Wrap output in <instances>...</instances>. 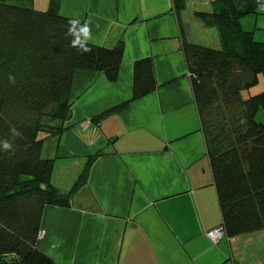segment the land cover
<instances>
[{"label":"crops","instance_id":"1","mask_svg":"<svg viewBox=\"0 0 264 264\" xmlns=\"http://www.w3.org/2000/svg\"><path fill=\"white\" fill-rule=\"evenodd\" d=\"M49 1L27 6L44 11ZM58 1L60 15L84 20V42L108 50L121 42L123 60L114 84L74 73L68 129L48 147L52 181L69 168L75 178L90 155H102L70 208H44L36 249L56 264H264L263 231L224 234L216 244L206 237L222 218L183 44H196L189 24L206 36L212 31L194 17L210 13L212 0H185L180 17L173 0ZM141 59L152 60L155 91L92 125L93 116L131 99L133 64ZM74 159L78 168L69 166Z\"/></svg>","mask_w":264,"mask_h":264},{"label":"trees","instance_id":"2","mask_svg":"<svg viewBox=\"0 0 264 264\" xmlns=\"http://www.w3.org/2000/svg\"><path fill=\"white\" fill-rule=\"evenodd\" d=\"M27 1L0 0V142L11 145L4 149L0 143V264H56L36 249L43 210L46 206L70 208L102 152L90 155L76 183L61 193L52 184L55 160L49 159L48 151L68 129L74 73L94 72L109 84L116 83L123 44L109 50L90 45L83 40L84 20L60 15L58 0H50L44 11L28 7ZM173 4L180 17L185 0H173ZM261 7L264 0H212L210 13L197 12L194 17L203 23L207 18L214 20L219 47L183 44L191 62V88L221 227L229 238L264 232V124L256 121L257 112L264 110V91L243 96L264 75V43L256 42L253 33L241 26L245 16L257 15ZM231 61L239 63L240 78ZM8 71L15 75L12 83ZM156 88L152 60L136 61L131 99L93 116L90 123L99 125L121 114L131 101ZM234 107L239 115L232 111ZM217 109L222 117L219 135L215 141L207 140L205 116ZM17 112L37 120L19 124L12 116Z\"/></svg>","mask_w":264,"mask_h":264},{"label":"rangeland","instance_id":"3","mask_svg":"<svg viewBox=\"0 0 264 264\" xmlns=\"http://www.w3.org/2000/svg\"><path fill=\"white\" fill-rule=\"evenodd\" d=\"M196 1L198 2V4L200 6L203 5V0H196ZM194 5H195V3H194ZM206 9L208 11L209 6L206 7ZM36 10H38V9H36ZM258 12L264 13V7H261ZM204 24H206V22ZM241 26H242V29L245 31L257 33L255 35L253 34V36H254L255 41L259 40V38H258L259 34L264 35V15L258 14V15L245 16L241 20ZM187 27H188L190 35L192 36V39H194L196 41V44H199L201 46L215 48V49H217L219 47L218 43L216 42L217 31H216L215 27L210 28L208 25H206L207 28L209 27V30H212V31L208 32V34H209L208 36L205 35V33H204L205 31H203L204 29L199 30L200 28H198V25H195V23H194V25L189 24ZM211 35H213V37ZM201 39L203 41H201ZM230 63H231V68H232L233 72H236V75H238L240 78L242 76V72H241V69L239 68V63L236 61H231ZM190 64H191V62H190ZM192 65H193V63H192ZM14 77H15V75H14ZM14 77H13L12 72L8 73L9 83H12ZM259 78L264 79V75L260 74ZM245 80H247V79L245 78ZM261 82H263V80H261ZM262 88H264V85L262 83H259V81H258V83L256 85H253L252 87H250L247 90V93L246 94L244 93L243 96L245 97V95H247V96H251V95H255V94L257 95L259 90H261ZM263 91L264 90H262L261 92H263ZM73 101H74V99H72V102ZM213 105L215 106V103H213ZM232 111L238 115L240 113L238 110V107H234L232 109ZM12 116H15L17 118V121L19 124H22V123L23 124H30L33 121L37 120L36 117H34L31 114H27L26 112H22V113L17 112L16 114L13 113ZM220 120L222 121V117L220 115L219 109L209 111L206 114L205 125H206V132L208 134L207 140H213L214 139V141H215V138L219 135V128L221 127ZM256 121L264 124V110L260 109L257 112ZM54 154L55 153H53L49 159H55ZM46 157H47L46 152H43L42 158L45 159ZM80 162L81 161H79V159H74L72 161H69V163H70L69 166H72V167L76 166V168H78L80 165ZM67 170L69 171L70 168L66 169V171H63V170L58 171L59 172L58 178L54 179V181H52L54 188L58 191H59V189H61V191H59L61 193L68 192V189H70L76 183L78 175H79L78 174L74 178V175L72 173H69ZM65 172H66V174H65ZM64 181H66V182H64ZM67 187H69V188H67ZM64 191H66V192H64Z\"/></svg>","mask_w":264,"mask_h":264},{"label":"built area","instance_id":"4","mask_svg":"<svg viewBox=\"0 0 264 264\" xmlns=\"http://www.w3.org/2000/svg\"><path fill=\"white\" fill-rule=\"evenodd\" d=\"M225 234L224 229L220 226L218 228H215L211 231H208L206 233V237L213 243L216 244L218 243L223 235ZM42 235V232L39 233L38 238Z\"/></svg>","mask_w":264,"mask_h":264},{"label":"clouds","instance_id":"5","mask_svg":"<svg viewBox=\"0 0 264 264\" xmlns=\"http://www.w3.org/2000/svg\"><path fill=\"white\" fill-rule=\"evenodd\" d=\"M73 25H76V23L77 22H75V21H73V22H71ZM85 28H87V25H85V26H81V31H83V30H85ZM71 31V30H70ZM75 45V44H74ZM84 51H88V49H85ZM0 143H2V147L4 148V149H8V148H10L11 147V145L7 142V141H3V142H0Z\"/></svg>","mask_w":264,"mask_h":264},{"label":"water","instance_id":"6","mask_svg":"<svg viewBox=\"0 0 264 264\" xmlns=\"http://www.w3.org/2000/svg\"><path fill=\"white\" fill-rule=\"evenodd\" d=\"M210 23H211V24H214V20H213L212 18H207V19H206V24L211 25ZM70 118H71V111L69 110V111L67 112L66 121H69ZM42 189H44V188L42 187Z\"/></svg>","mask_w":264,"mask_h":264}]
</instances>
